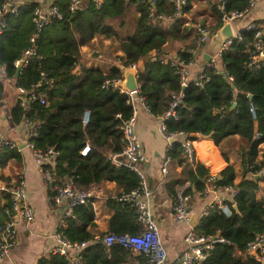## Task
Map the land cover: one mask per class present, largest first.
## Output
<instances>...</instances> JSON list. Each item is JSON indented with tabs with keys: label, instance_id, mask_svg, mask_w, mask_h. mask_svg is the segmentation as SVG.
Masks as SVG:
<instances>
[{
	"label": "trees",
	"instance_id": "16d2710c",
	"mask_svg": "<svg viewBox=\"0 0 264 264\" xmlns=\"http://www.w3.org/2000/svg\"><path fill=\"white\" fill-rule=\"evenodd\" d=\"M151 1L158 14L173 16L168 0ZM69 2L56 0L64 18L53 20L42 29L35 42L36 56L41 59L22 68L17 78L14 63L20 59L35 32L32 13L39 4L26 0L17 7L16 14L6 13V28L0 36V66L7 79L0 81V102H6L5 83L8 80L17 88L35 91L46 105L34 103L26 112L16 101L9 110V117L14 125L23 121L38 123L36 136L30 142L36 149L52 148L57 153L54 164L44 166L53 183L60 184L65 177H71L76 188L88 191L110 182L121 190L116 196L119 197L135 190L139 183L127 167L116 168L109 162V158L118 155L124 147L122 126L132 115L133 106L127 102L125 94L103 90L102 82L121 78L124 69L136 64L138 93L144 98L152 117L159 119L169 110L172 95L180 94L182 90L176 71L168 64H160L159 60L174 55L186 61L191 59L187 49L196 46L198 36L184 26L183 18L174 20L171 26L152 24L147 0H102L100 8L89 3L85 10L74 13L68 11ZM215 5L214 1L215 27L219 28L222 23ZM246 7L247 0H228L227 3L228 10ZM104 40L110 42L109 52L120 53L118 64L121 67L113 66L108 74L80 64L81 48L95 49L94 41L102 44ZM254 42L253 32H240V40H234L218 58L221 70L232 81L206 69L208 82L202 88L193 84L185 88L182 103L175 110L176 118L165 120L168 133L182 132L191 140L195 134L210 139L227 163L216 177L215 185L237 190L234 197L236 211L231 208L230 216L210 210L197 222L195 231L199 235L219 234L225 242L215 245L210 257L202 264H259L239 256L247 243L262 232L264 224V199L257 198L259 181L247 179L251 174L258 175L264 164V65L255 70L247 68ZM261 42L264 46V34ZM39 65L45 71L44 80L39 76ZM77 67L78 73L75 72ZM233 104L235 107L231 110ZM85 113H88V122L83 124ZM235 137L242 143L238 151L242 178L238 183V172L224 154V150L229 151L234 146ZM86 146L89 152L82 156ZM168 156V170L185 165L179 144L172 145ZM21 160V153L16 148L5 146L0 149V169L10 162L21 163ZM208 175V169L198 162L194 169L189 167L186 177L170 174L164 178L163 187L172 200L182 188L185 194L193 196L202 191L201 180ZM116 197L107 201L112 215L106 234H93L97 226L92 206L86 204L76 207L74 217L66 220L64 235L71 242L84 243L108 234H138L142 226L135 211L116 201ZM225 204L229 205L227 201ZM9 206V195L0 191V225L8 220L5 210ZM131 259L130 250L116 245L107 248L98 242L82 251L80 264H126ZM136 259L147 264L143 255ZM37 264L67 262L62 256L50 254Z\"/></svg>",
	"mask_w": 264,
	"mask_h": 264
},
{
	"label": "built area",
	"instance_id": "2783aa9c",
	"mask_svg": "<svg viewBox=\"0 0 264 264\" xmlns=\"http://www.w3.org/2000/svg\"><path fill=\"white\" fill-rule=\"evenodd\" d=\"M258 0H247V7L243 10L227 9L228 0H218L216 10L220 15L221 25L227 23L231 26L245 19L250 9L254 7ZM2 6L0 7V36L4 33L6 23L4 16L6 13L16 14L17 5L14 0H1ZM173 9V16L167 17L160 15L155 10V5L151 0H147L149 6V20L152 24L168 25L174 20L186 17V8L188 6L187 0H168ZM92 3L96 8H100L102 0H70L68 5L69 13L75 11H83L87 8L88 4ZM10 7L7 12V7ZM64 18L63 13L55 2H49L46 6L39 4L38 7L32 13V23L35 27L34 34L29 39L28 46L22 51L20 59L14 63L15 68L22 62L21 69L26 67L35 59L39 61V57L36 56V39L42 29L48 26L53 20L61 21ZM192 29L198 36L197 48H201L208 38L213 36L212 31L208 26H203L199 23L191 24ZM242 31L253 32L254 46L250 53L249 62L247 68L250 70L258 69L261 65H264V46L261 42L263 36L262 30L257 28L254 24H248ZM240 32L233 31V37L227 41L221 43L215 56L210 57L206 62L204 68L197 73H192L197 68L196 62V48H190L187 52L190 54L191 59L184 60L179 56L166 57L159 60L162 65L168 64L176 71L179 78L180 88H187L190 84H193L199 88H202L209 80L205 70H211L214 73L221 74L229 81L232 78L229 77L218 63V58L221 54L225 53L234 40H240ZM20 69V70H21ZM125 70L135 72L137 80V65L132 64ZM20 73V71H19ZM39 76L41 80L46 78L44 69L39 65ZM6 80V73L2 66H0V81ZM124 75L121 78L106 79L102 82L101 88L103 90L117 91L120 94L128 96L127 102L133 106V112L130 118L123 123L122 136L124 147L122 151L113 157L109 158V162L116 168L127 167L138 178V187L129 194H123L116 197V201L125 204L128 208L135 211L137 215V221L141 224L142 229L135 235H115L108 234L103 238L96 237L92 242L75 243L71 242L65 235L63 230L65 229V222L69 218L74 217V209L78 206L91 204L94 206L93 199L94 193L90 190L82 191L76 188L71 177H65L60 184H54L53 178L49 172L44 169L46 165L54 164L56 152L52 148H48L45 151L34 148L31 144V139L36 136L38 123H32L30 121H23L25 125V142L26 147L30 150L34 162L37 166L38 173L44 180L48 189L52 193L49 196L48 201L57 207L64 206L62 216L56 226L55 231L52 234V238L55 240L57 246L52 251L53 255H59L66 259L67 264H80L82 251L91 243L101 242L107 248L113 245L120 246L130 250L137 255H143L147 261V264H168L167 254L161 243L157 225L152 220L151 204L153 203V192L149 188L147 178L143 171V164L147 159L144 155L143 146L138 138L135 130L137 122V107L141 106L148 116L152 117L150 109L146 104L143 97L138 93V88L134 92H129L123 87ZM17 101L24 111H29L30 107L34 103L40 105H46L44 99L38 97L37 93L33 90H26L24 88H16ZM172 101L170 103L169 110L163 117L159 118L158 132L160 136L166 142L165 154L161 163L160 172L162 176L168 174V165L170 162L168 152L173 144H179L182 150V158L185 164H190L194 169L197 165L196 153H195V141L191 140L187 135L182 132L168 133L165 126V120L169 118H176L175 110L182 103L183 93L172 95ZM250 112L252 118L255 120L254 110L251 107ZM119 118V115L117 116ZM83 124L88 122V113H85L82 119ZM256 138L259 135H255ZM5 146L17 148L16 144L7 142L0 138V149ZM89 152L88 146L84 147L81 152L82 156H85ZM259 176L264 175V164L261 170L258 172ZM215 176L208 175L201 181L203 183V189L197 193L200 196L208 197V203L201 211L198 218L208 215L210 210H215L217 213L224 216H230L231 208L235 207L234 197L237 194V190L232 187H220L215 185ZM1 191L7 192L9 195L10 206L5 210V214L8 216V220L0 225V262L7 256L9 251L15 246L17 241L16 223L14 217L18 216L20 222L25 224H31L34 221V213L29 204L28 192L26 183L19 179L14 184L3 187ZM190 195L184 193V189H179L175 195L172 205V218L176 224H188L190 218V211L188 203L190 201ZM230 199L229 205L225 204V198ZM196 225L190 227L187 233L183 237V243L185 250L182 253V264H202L211 255L215 245L225 243L224 240L216 234L214 236H202L195 231ZM244 255L254 260L259 264H264V224L262 232L257 234L249 243H247ZM136 264H141L140 262Z\"/></svg>",
	"mask_w": 264,
	"mask_h": 264
},
{
	"label": "crops",
	"instance_id": "0c3cea01",
	"mask_svg": "<svg viewBox=\"0 0 264 264\" xmlns=\"http://www.w3.org/2000/svg\"><path fill=\"white\" fill-rule=\"evenodd\" d=\"M34 1L38 4H42L40 0ZM214 1L216 2V9L218 0H190L188 3V9L184 19L185 27L192 29L191 24L199 23L203 26H208L210 30L216 28L213 29V31L211 30L213 36L209 39L207 50L204 49L205 45L201 48H197V44L195 47L191 46L187 49L196 48L197 51L200 50L195 56L197 68L194 69L192 73H197L204 68L206 62L209 60L207 59V56H215L220 46L215 40H213L215 34L222 27V25L219 28L215 27L216 15L212 9ZM25 2L26 0H14V3L18 7ZM49 2H56V0H49ZM171 24L168 25L171 26ZM248 24H254L257 28L262 30V33L264 34V0H258L254 7L249 10L245 19L240 20L231 26L232 33L233 31L236 33L240 32V30H243ZM94 42L96 46L95 49H89L88 47L81 48L80 64L82 66L85 68L100 69L104 74H108L113 66L121 67L118 63L116 64V62H104L103 60L98 59L100 56V50L104 52L108 51L110 46L109 41L104 40L102 41V44H99L98 41ZM94 53H96V57L93 56ZM112 54L115 59H118L120 56L119 52H112ZM124 71L125 69L122 71L123 75ZM75 72L78 73V67L75 69ZM5 84L6 104L4 103L0 110V138L14 144H16V142L24 143V122L20 125H14L9 117V110L17 101V87L15 83L10 80ZM137 111L138 114L135 130L147 159L146 163L143 164L142 169L147 178L149 188L154 195L153 203L151 204V214H153L161 243L167 254L168 264H182L181 257L185 250L183 237L189 230L190 226L188 224L174 223L172 218L173 200L172 197L165 192L163 181L164 178H167L170 174L173 176L182 175V177H186V171L191 166L186 163L181 167H171L166 176H162V179L159 178L158 172H160L166 148V142L158 132L159 119L148 116L144 109L139 105ZM193 138L195 141L197 163L199 162L205 166L209 171V175L218 177L219 172L227 166V163L223 160L220 152L210 139L198 134L193 135ZM234 141L235 144L232 149L229 151L224 150V154L228 159V163L234 166L238 172L236 178V183H238L242 178L241 158L238 154L242 143L240 142L239 137H235ZM19 152L21 153V163L10 162L5 168L0 169V191L3 187L10 186L19 179H22L27 186L28 200L34 213V221L31 224H25L20 221L16 223V244L0 264H34L37 260L39 261L41 258L48 257L52 254V251L57 246L55 240L52 238V234L56 229L65 206L62 205L57 207L48 201L50 190L38 173L37 166L30 150L27 147H24L22 150H19ZM249 176H247V179H250ZM257 181H259L257 198L264 199V178H261L260 176V179ZM90 191L94 193V206H92V210L94 214V223L97 226V229L96 231H93V234L96 236L106 234L108 232V220L112 215V211L107 206V201L119 195L121 190L118 189L114 183L105 182L99 187L91 188ZM225 199V201L229 203L230 199L228 197ZM208 200V197L200 196L197 193L190 197L188 206L191 213L190 216L193 215L195 218V225H197L201 211L207 205ZM232 209H234V207ZM94 244L97 243H91L86 248ZM100 244L102 243L100 242ZM243 253L244 252L239 253L241 259H249ZM107 255L109 256L108 253ZM132 255L133 259L129 260L126 264H136L137 262H140L136 259L138 256L137 254L132 253Z\"/></svg>",
	"mask_w": 264,
	"mask_h": 264
},
{
	"label": "water",
	"instance_id": "95a60500",
	"mask_svg": "<svg viewBox=\"0 0 264 264\" xmlns=\"http://www.w3.org/2000/svg\"><path fill=\"white\" fill-rule=\"evenodd\" d=\"M43 6H46L47 4H49V0H40ZM10 7H7V12H9ZM233 37V33H232V28L230 24H223V26L221 27V29L215 34V36L213 37V40H215L219 45H221V43L227 41L228 39ZM94 57H96V53L93 54ZM206 58V57H205ZM207 59H210L209 56H207ZM22 66V62L19 63V65L16 68V72H15V78L18 77L19 75V71L21 69ZM123 87L128 90L129 92H134L137 90L138 88V83L136 80V74L133 71L130 70H125L124 71V82H123ZM184 88H182L181 93H183ZM251 98V97H249ZM5 102H0V107L4 104ZM235 107V104L232 105L231 110ZM16 147L18 150H22L24 147H26V142L24 143H20V142H16ZM158 176L160 179H162V175L161 172H158ZM250 180L252 181H257L260 179L259 175H253L251 174L250 176ZM219 179V178H218ZM234 211H236V208L234 207ZM151 219L153 220V214ZM194 216H190L189 221H188V225L190 227H194ZM14 221L15 223H18L19 219L18 216L14 217ZM38 260L34 263L37 264Z\"/></svg>",
	"mask_w": 264,
	"mask_h": 264
},
{
	"label": "rangeland",
	"instance_id": "374dc122",
	"mask_svg": "<svg viewBox=\"0 0 264 264\" xmlns=\"http://www.w3.org/2000/svg\"><path fill=\"white\" fill-rule=\"evenodd\" d=\"M209 39L208 38V41L204 44V49L207 50L208 48V42H209ZM91 49V47L89 48ZM200 51V50H199ZM198 51V52H199ZM98 59H101L103 60L104 62H116V64L118 63V59H115L114 55L112 54V52H109V51H102L100 50V56ZM2 109V107H0V110Z\"/></svg>",
	"mask_w": 264,
	"mask_h": 264
},
{
	"label": "flooded vegetation",
	"instance_id": "af4514ba",
	"mask_svg": "<svg viewBox=\"0 0 264 264\" xmlns=\"http://www.w3.org/2000/svg\"><path fill=\"white\" fill-rule=\"evenodd\" d=\"M17 149V148H16ZM18 150V149H17ZM19 151V150H18Z\"/></svg>",
	"mask_w": 264,
	"mask_h": 264
}]
</instances>
